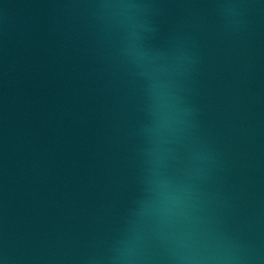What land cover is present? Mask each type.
<instances>
[{
    "label": "water",
    "instance_id": "water-1",
    "mask_svg": "<svg viewBox=\"0 0 264 264\" xmlns=\"http://www.w3.org/2000/svg\"><path fill=\"white\" fill-rule=\"evenodd\" d=\"M0 264H264V0H0Z\"/></svg>",
    "mask_w": 264,
    "mask_h": 264
}]
</instances>
